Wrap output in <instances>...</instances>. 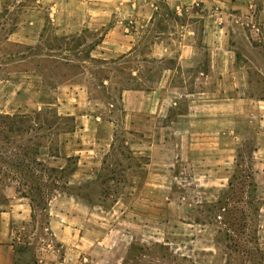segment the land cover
<instances>
[{
	"label": "crops",
	"instance_id": "1",
	"mask_svg": "<svg viewBox=\"0 0 264 264\" xmlns=\"http://www.w3.org/2000/svg\"><path fill=\"white\" fill-rule=\"evenodd\" d=\"M252 1L76 0L67 10L73 15L68 27L82 14L85 26L104 28L88 59L93 69L83 77L101 78L102 88L125 77L115 83L121 85L120 119L109 107L96 108L88 87L60 89L56 106L73 117L74 128L53 153L43 147L37 155L50 168L73 164L67 193L50 199L45 211L54 246H42L34 257L30 251L35 253L38 237L25 243L21 230L12 231L15 221L33 218L30 199L18 192L0 203V264H126L131 248L149 242L156 225L164 242L187 243L185 255L203 257L196 264H229L212 226L181 219L186 216L161 215L156 222L152 207L167 203L150 191L171 189L168 175L183 168L201 179L198 206H215L235 170L228 143L242 138L237 121L255 118L257 139L263 140L264 0H255V11ZM53 10L59 13L58 6ZM6 84L0 80V93ZM119 125L125 154L117 155L127 164V176L119 195L105 205L87 192L114 155ZM258 153L264 156V149ZM19 245L26 250L17 252ZM259 250L264 264V248Z\"/></svg>",
	"mask_w": 264,
	"mask_h": 264
},
{
	"label": "rangeland",
	"instance_id": "2",
	"mask_svg": "<svg viewBox=\"0 0 264 264\" xmlns=\"http://www.w3.org/2000/svg\"><path fill=\"white\" fill-rule=\"evenodd\" d=\"M75 2L76 0H2L0 3V37L13 29L9 40L20 43L24 49V59L18 68L19 72L13 71L10 79L4 80L7 86L0 93V115H25L22 130L8 134V142L0 141L3 146L0 148V203L5 204L9 195L18 192L31 198L32 220L22 224L15 221L12 223V231L21 230L22 241L25 243L38 237L39 243L34 247L35 253L34 250L30 251L34 257L42 246H54L45 230L47 215L43 211V205L54 196L67 193L65 182L70 169L73 168L72 162L69 161L63 169L54 167L52 171L46 163L37 159L40 149L44 147V153L48 150L53 153L66 137L65 134L74 128L73 117L59 113L56 106L62 94L60 89L70 85L86 86L96 108L101 107L105 111L108 107L113 109L112 114L116 121H119L121 114L118 100L121 85L115 83L123 81L125 77L113 78L112 83L105 85V88L98 86L101 78L83 77L86 69H93L88 59L93 53L94 41L102 37L104 28L96 30L92 26H85L82 14L78 15L81 16L78 24L68 27L73 15L68 14L67 10L73 7ZM251 3L254 6L250 10L255 11L256 1ZM55 6H58L59 13L53 10ZM2 27L5 30H1ZM122 65L127 66L126 63ZM107 67L109 69L113 66ZM110 103H113V108L109 106ZM236 125L242 138L228 143L234 154L233 158L228 159L231 163L229 165H233L234 173L237 170V176L233 179L234 191L221 195V202L215 206L199 207L198 187H202L199 185L201 179L196 174L185 172L183 168H174L165 183L170 185L171 189L154 188L150 191L158 202L167 203L165 206L154 204L152 211L156 222L161 215L170 216L173 220L186 216L181 219L201 221L212 226L218 231L220 247L228 253L229 264H260L262 252L259 247L264 248V156L261 157L258 150L259 147L264 149V138L261 141L257 139V121L252 116L240 119ZM115 134L117 142L114 155L103 166L96 179L92 175V188L87 192L93 200H102L105 205L111 204L119 195L121 183L127 176V164L117 155L118 151H124L120 125L116 127ZM35 148L36 156L33 153ZM34 157L46 167L45 170L32 161ZM174 166L176 167L175 164ZM249 167L259 189L253 202H249L245 184L243 183V186L241 183L244 177L240 176V172L244 173ZM29 170L35 177H30ZM17 171L26 173L27 185H22L24 180L15 179L13 175L18 173ZM5 172L9 173L8 177L2 176ZM37 183L42 186L41 193L30 190V186ZM142 211L143 208H140V212ZM157 227L158 225L154 229V237L149 242H143L144 246L136 244L131 248L125 260L126 264H139L140 258L145 263L150 261L155 264H196L194 259L203 261V257L194 258L184 254V246H187V243H179L176 239L168 244L164 242L158 235Z\"/></svg>",
	"mask_w": 264,
	"mask_h": 264
},
{
	"label": "trees",
	"instance_id": "3",
	"mask_svg": "<svg viewBox=\"0 0 264 264\" xmlns=\"http://www.w3.org/2000/svg\"><path fill=\"white\" fill-rule=\"evenodd\" d=\"M1 30H5L4 27L1 28ZM13 33V29H10L5 33V35L0 37V80H7L10 79V75L13 71H17L18 68L21 66L22 61L24 59V49L23 46L20 43H14L9 40V35ZM19 72V70H18ZM25 122V115L21 114H13V115H0V141L3 142H8V134H13V133H18L19 131L22 130V127ZM39 147V145L37 146ZM0 148H3L2 145H0ZM34 156H36L37 153V148L33 151ZM32 161L37 165L43 168L44 170L46 167L42 165L41 162L37 161V159L34 157ZM239 165V164H237ZM28 169V166L26 170ZM52 171L54 170L53 168L51 169ZM18 173H14L13 175L17 181H19V178L24 180L22 185H27V181L25 180V175L26 173H23L22 171H17ZM30 172V177H35V174L29 170ZM236 173H233L230 181H229V188L228 191L225 193H232L234 191L233 187V179L236 178L237 176V170L235 171ZM2 176L8 177L9 173H3ZM240 176L244 177V181L242 180V185L243 183L245 184L244 188L246 191V194L249 196L250 200L249 202H253L255 200V191H256V183L254 179V174L251 170V168H247L244 173L240 172ZM13 177V178H14ZM41 187L40 183L30 186V190H36V192L41 193ZM56 187V186H54ZM50 187L48 188V190ZM52 189V188H51ZM223 194V195H225ZM234 194V192H233ZM25 197H29L25 194H22ZM230 196V195H229ZM31 201V198H29ZM220 199L218 198L217 203H220ZM48 203L43 205V211H46ZM32 206V204H31ZM224 209V206L222 207ZM33 210V208H32ZM33 217V213H32ZM26 250V247L23 245H19L16 249L17 252H24Z\"/></svg>",
	"mask_w": 264,
	"mask_h": 264
},
{
	"label": "built area",
	"instance_id": "4",
	"mask_svg": "<svg viewBox=\"0 0 264 264\" xmlns=\"http://www.w3.org/2000/svg\"><path fill=\"white\" fill-rule=\"evenodd\" d=\"M250 8H253V5H251V7H250ZM254 32H255V33H258V30H257V29H255V30H254Z\"/></svg>",
	"mask_w": 264,
	"mask_h": 264
}]
</instances>
